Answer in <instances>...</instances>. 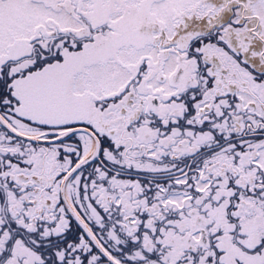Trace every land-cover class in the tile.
I'll return each mask as SVG.
<instances>
[{
	"label": "snow or ice",
	"instance_id": "snow-or-ice-1",
	"mask_svg": "<svg viewBox=\"0 0 264 264\" xmlns=\"http://www.w3.org/2000/svg\"><path fill=\"white\" fill-rule=\"evenodd\" d=\"M0 264H264V0H0Z\"/></svg>",
	"mask_w": 264,
	"mask_h": 264
}]
</instances>
